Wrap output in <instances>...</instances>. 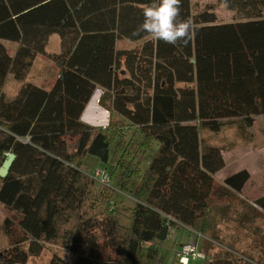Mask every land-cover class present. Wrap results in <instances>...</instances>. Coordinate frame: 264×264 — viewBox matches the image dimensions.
<instances>
[{
	"label": "trees",
	"instance_id": "trees-1",
	"mask_svg": "<svg viewBox=\"0 0 264 264\" xmlns=\"http://www.w3.org/2000/svg\"><path fill=\"white\" fill-rule=\"evenodd\" d=\"M218 1L232 11L230 21L217 20L210 8L192 14L190 0H181L192 39L173 46L133 35L151 0H0V165L7 153L15 154L0 177V204L9 212L0 264H37L29 258L39 256L45 243L69 248L75 264H166L159 260L164 228L217 239L216 223L229 206L212 197L214 175L225 161L221 147L201 132L218 133L226 125L248 129L264 115V0ZM53 34L60 49L48 53ZM122 40L134 45L119 47ZM6 42L15 45L12 52ZM38 54L55 72L47 88L25 81ZM8 76L21 82L10 99L3 92ZM97 89L99 106L139 137L131 142L129 162H110L120 126L95 127L81 119ZM153 143L124 225L109 209V186L94 191L97 180L86 159L100 161L108 177L122 168L138 175ZM115 176L120 184L122 177ZM248 179L240 169L223 184L240 192ZM254 204L264 210V194ZM208 239L199 245L204 262L211 255ZM221 251L211 256L217 264H264ZM47 264L71 263L54 255Z\"/></svg>",
	"mask_w": 264,
	"mask_h": 264
},
{
	"label": "rangeland",
	"instance_id": "rangeland-1",
	"mask_svg": "<svg viewBox=\"0 0 264 264\" xmlns=\"http://www.w3.org/2000/svg\"><path fill=\"white\" fill-rule=\"evenodd\" d=\"M190 5L192 14L210 8L216 13L217 20L219 21H230L233 18L232 11L227 9L226 6L218 0H190ZM6 44L12 52L15 45L9 42H6ZM117 44L119 47H131L134 45V43L126 40L118 41ZM59 49L60 38L57 34H53L46 45V52L56 53ZM54 78L55 72L52 68L51 60L46 55L38 54L25 81L47 88ZM20 84L21 82L16 81L12 76H8L5 80L3 90L7 96H13ZM100 92L101 91L97 89L88 102L87 111L84 113L85 118H83L92 122L93 124H89L95 127H106L108 123H114L120 126L122 138L110 162H114L116 159H120L123 163L129 162V160L133 158L131 142L139 137L137 133V136H135L133 128L128 127L124 119L117 115H110L106 109L99 106L98 100ZM98 108V113L93 114L91 112ZM201 137L206 142L218 145L222 149L225 166L214 175L215 190L212 197L216 199L221 206H229L228 216L225 218H218L216 223V240L208 239V237L196 230L184 227L173 228L170 226L163 242L159 245L160 262H166V264H181L175 253L179 252L184 244H189L196 248L204 258L205 254L199 250L202 238L208 239L212 243L209 251L211 255L210 258H208L209 260L207 262L205 261L206 263L202 258H198L195 260L194 264H217V262L212 260L213 258H211V256L216 252H223L221 248L226 249L228 252H233L234 254L244 253L258 262L264 260V210L254 204L255 199L264 194V115L255 117L253 125L248 129L241 130L235 128L233 125H226L218 133L204 130L201 132ZM156 147L157 144L153 143L151 148L147 151L146 157L144 156L140 161L138 175H129L128 172L123 173L122 168L121 170L117 169L112 177H108L109 180L108 183L106 182L107 184L94 181V191L105 189L107 188L106 186H109L113 191L109 209L118 216L120 222L124 225L128 223L129 209L134 204L131 190L135 188L141 173H143L147 163L155 153ZM133 160L135 161V159ZM85 167H87L90 176H92L97 169H105L104 165L92 156L86 159ZM240 169H246L249 172V179L242 190L240 192H234L231 189L225 188L223 179ZM117 174H120L122 177L120 184H116L117 177L115 175ZM8 215V210L0 204V249L8 245L7 238L2 228L3 220ZM230 248L235 249L237 252ZM54 255L62 257L71 264H75L77 258V255L69 248L45 243L41 254L36 257H30L29 262L47 264Z\"/></svg>",
	"mask_w": 264,
	"mask_h": 264
},
{
	"label": "clouds",
	"instance_id": "clouds-1",
	"mask_svg": "<svg viewBox=\"0 0 264 264\" xmlns=\"http://www.w3.org/2000/svg\"><path fill=\"white\" fill-rule=\"evenodd\" d=\"M142 14L143 21L133 35L146 34L173 46L192 39L191 22L181 18V0H151L144 6Z\"/></svg>",
	"mask_w": 264,
	"mask_h": 264
},
{
	"label": "built area",
	"instance_id": "built-area-1",
	"mask_svg": "<svg viewBox=\"0 0 264 264\" xmlns=\"http://www.w3.org/2000/svg\"><path fill=\"white\" fill-rule=\"evenodd\" d=\"M92 176L99 183H106V182L108 183L109 178L107 171L105 169L104 170L97 169V171L94 172ZM175 254L178 257V260L181 264H187L189 260H196L198 258H203V256L198 252V250L189 244L182 245L181 250Z\"/></svg>",
	"mask_w": 264,
	"mask_h": 264
},
{
	"label": "water",
	"instance_id": "water-1",
	"mask_svg": "<svg viewBox=\"0 0 264 264\" xmlns=\"http://www.w3.org/2000/svg\"><path fill=\"white\" fill-rule=\"evenodd\" d=\"M14 159H15L14 153L12 152L7 153L6 158L1 162V165H0V177L1 178H4L8 174ZM167 230H168L167 228H164L163 232L158 235L159 240H163L165 238Z\"/></svg>",
	"mask_w": 264,
	"mask_h": 264
},
{
	"label": "crops",
	"instance_id": "crops-1",
	"mask_svg": "<svg viewBox=\"0 0 264 264\" xmlns=\"http://www.w3.org/2000/svg\"><path fill=\"white\" fill-rule=\"evenodd\" d=\"M51 36H52V35H51ZM51 36H50V37H51ZM50 37H49V38H50ZM48 41H49V39H48ZM16 91H17V90H16ZM16 91H15V93H16ZM3 92H4L5 97L8 98V99L12 98V97L15 95V93H14L13 96H12V95H11V96H7L4 90H3ZM94 104H95V103H94ZM97 107H98V106H97ZM100 107H101V106H100ZM87 108H88V106H86V109H84L85 111H83L82 116H81V119H83L84 122L92 123V122H89V121H87L86 119H84V118H85V117H84V116H85L84 113H86ZM90 110H91V109H90ZM91 112H92L93 114H94V113H98V112H99V108H98L97 110H95V111H91ZM83 117H84V118H83ZM90 121H91V120H90ZM92 124H93V123H92Z\"/></svg>",
	"mask_w": 264,
	"mask_h": 264
},
{
	"label": "bare ground",
	"instance_id": "bare-ground-1",
	"mask_svg": "<svg viewBox=\"0 0 264 264\" xmlns=\"http://www.w3.org/2000/svg\"><path fill=\"white\" fill-rule=\"evenodd\" d=\"M96 98V97H95Z\"/></svg>",
	"mask_w": 264,
	"mask_h": 264
}]
</instances>
